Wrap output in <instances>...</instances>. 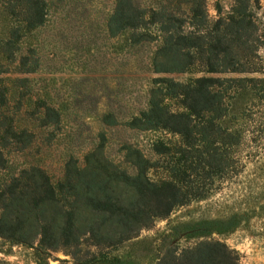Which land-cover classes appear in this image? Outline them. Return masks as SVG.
Wrapping results in <instances>:
<instances>
[{
    "label": "trees",
    "instance_id": "16d2710c",
    "mask_svg": "<svg viewBox=\"0 0 264 264\" xmlns=\"http://www.w3.org/2000/svg\"><path fill=\"white\" fill-rule=\"evenodd\" d=\"M258 8V0H229L225 9L217 0L216 17L208 23L205 0H153L146 8L139 0H112L104 22L108 37L129 32L131 49L154 40L147 60L150 73H181L199 62L208 74L189 82L150 77L145 108L123 122L131 130L178 136L171 148L175 155H169L162 141H152L153 155L170 158L168 177L152 180L147 174L155 164L151 157L123 142L120 159L109 158L102 132L85 151L66 153L55 173L29 161L6 173L9 155L36 158L43 151L51 136L48 128L60 127L61 111L30 93L29 75L38 68L39 56L35 47H21L18 41L45 23L46 0H0L8 20L0 37V239L36 242L48 250L66 247L74 255L82 245L115 247L174 207L214 192V181L220 186L226 173L234 174L230 162L237 157L232 152L243 140L245 127L257 134L255 127L264 120V111L254 110L252 103L264 97V77L248 75L264 73V55L257 54L264 48ZM147 25L155 33L143 30ZM224 74L235 76L220 77ZM163 88L179 96L181 110L170 111L162 104ZM252 134L249 143L256 142ZM255 193L260 200L254 206L195 221L189 228L201 236L229 232L258 216L264 230V190ZM153 264H237V254L209 238L178 251L167 246Z\"/></svg>",
    "mask_w": 264,
    "mask_h": 264
},
{
    "label": "rangeland",
    "instance_id": "374dc122",
    "mask_svg": "<svg viewBox=\"0 0 264 264\" xmlns=\"http://www.w3.org/2000/svg\"><path fill=\"white\" fill-rule=\"evenodd\" d=\"M152 1L139 0V3L146 8ZM46 2L45 23L26 33L25 37H19L18 41L21 47L29 44L36 49L39 66L29 75L28 88L30 93L43 96L46 103L61 111L60 127L58 130L49 127L45 131L51 136L48 143L41 146L43 151L36 158L9 155L6 173L15 172L28 161L43 163L47 171L55 173L66 153L85 151L98 139V132H102L104 152L109 158L120 159V143L133 144L155 162L147 173L148 177L152 180L167 178L169 156L153 155L150 146L152 141H162L170 149L169 155H175L171 148L178 136L162 130H131L123 122L145 108V91L150 77H170L174 81L189 82L208 74L199 62L181 73H150L147 60L153 51L154 40L131 49L127 44L129 32L108 37L104 22L111 11L112 0ZM216 2L205 0L208 23L216 17ZM228 3L229 0H220L224 9ZM258 5L255 13L263 24L264 0H258ZM7 25V18L0 11V37L5 35ZM146 29L155 33L151 25L143 30ZM257 54L262 58L264 48L259 47ZM11 75L18 74L13 72ZM248 75L264 77V73ZM162 91L165 93L162 104L170 111L181 110L179 96L166 88ZM252 103L254 110L264 111V97L254 99ZM108 115L111 117L107 118ZM255 128L257 134H254V128L246 126L247 131L253 132L245 131L243 140L233 149L232 153L237 157L230 162L234 174L226 173L220 186L214 181L211 186L214 192L205 199L190 200L174 207L167 216L154 219L135 237L110 248L95 249L82 245L75 255L66 247L48 250L40 249L36 242L26 245L0 239V264H153L167 246L178 251L209 238L220 240L234 250L237 264H264V230L258 216L244 219L229 232L203 236L188 226L201 219L254 206L260 200L255 192L264 190V120ZM251 134L257 135L255 143H249Z\"/></svg>",
    "mask_w": 264,
    "mask_h": 264
}]
</instances>
